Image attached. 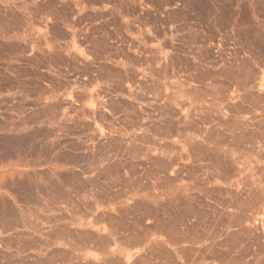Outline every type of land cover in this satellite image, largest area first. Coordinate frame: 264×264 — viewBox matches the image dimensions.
Segmentation results:
<instances>
[{
    "label": "rangeland",
    "instance_id": "374dc122",
    "mask_svg": "<svg viewBox=\"0 0 264 264\" xmlns=\"http://www.w3.org/2000/svg\"><path fill=\"white\" fill-rule=\"evenodd\" d=\"M0 264H264V0H0Z\"/></svg>",
    "mask_w": 264,
    "mask_h": 264
}]
</instances>
